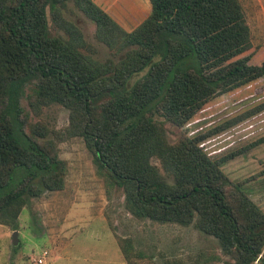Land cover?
I'll return each instance as SVG.
<instances>
[{
  "label": "trees",
  "instance_id": "16d2710c",
  "mask_svg": "<svg viewBox=\"0 0 264 264\" xmlns=\"http://www.w3.org/2000/svg\"><path fill=\"white\" fill-rule=\"evenodd\" d=\"M67 2L116 62L84 53L79 30L61 16ZM148 3L147 17L125 32L92 0H0V225L14 227L29 200L63 188L64 168L44 130L26 122L28 89L37 103L68 110V135L82 139L134 217L192 226L234 264H264V215L219 169L231 155L210 160L198 146L203 136L168 143L164 130L264 77V61L241 57L250 48L242 7ZM47 14L64 36L49 35Z\"/></svg>",
  "mask_w": 264,
  "mask_h": 264
},
{
  "label": "rangeland",
  "instance_id": "374dc122",
  "mask_svg": "<svg viewBox=\"0 0 264 264\" xmlns=\"http://www.w3.org/2000/svg\"><path fill=\"white\" fill-rule=\"evenodd\" d=\"M238 1L250 43L241 57L258 65L264 61V0ZM109 11L119 19L129 13ZM148 12L117 25L130 32ZM61 16L79 30L90 50L85 54L99 62H116L117 56L112 57L95 39L94 25L71 2ZM46 21L49 35L64 36L48 14ZM31 96L25 89L21 106L26 122L44 130V141L64 168L63 188L29 200L14 227L0 225V264H38L37 260L39 264H234L212 237L192 226L134 217L125 205L123 191L98 170L82 139L68 135V110L37 103ZM261 105L264 77L209 101L180 129L164 124V130L168 143L179 134L203 136L198 146L210 160L231 155L219 165L220 171L264 215V107L252 112ZM229 121L233 123L224 125Z\"/></svg>",
  "mask_w": 264,
  "mask_h": 264
},
{
  "label": "crops",
  "instance_id": "0c3cea01",
  "mask_svg": "<svg viewBox=\"0 0 264 264\" xmlns=\"http://www.w3.org/2000/svg\"><path fill=\"white\" fill-rule=\"evenodd\" d=\"M92 2L101 10H104L119 25L124 24L125 20L129 18L144 14L147 10H150L148 0H92ZM109 10H129V13L119 19L114 12Z\"/></svg>",
  "mask_w": 264,
  "mask_h": 264
},
{
  "label": "water",
  "instance_id": "95a60500",
  "mask_svg": "<svg viewBox=\"0 0 264 264\" xmlns=\"http://www.w3.org/2000/svg\"><path fill=\"white\" fill-rule=\"evenodd\" d=\"M16 244H17V240H16V237H15V235H14V240L12 241V245L15 247Z\"/></svg>",
  "mask_w": 264,
  "mask_h": 264
},
{
  "label": "built area",
  "instance_id": "2783aa9c",
  "mask_svg": "<svg viewBox=\"0 0 264 264\" xmlns=\"http://www.w3.org/2000/svg\"><path fill=\"white\" fill-rule=\"evenodd\" d=\"M46 253H43L42 255H45ZM37 263L39 264V263H41V260H37Z\"/></svg>",
  "mask_w": 264,
  "mask_h": 264
}]
</instances>
